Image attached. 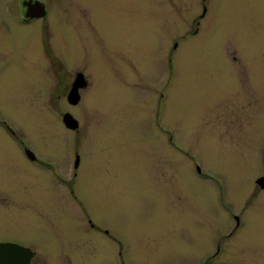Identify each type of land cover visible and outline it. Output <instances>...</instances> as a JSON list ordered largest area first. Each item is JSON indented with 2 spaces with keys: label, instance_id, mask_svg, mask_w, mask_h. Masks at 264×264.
<instances>
[{
  "label": "rangeland",
  "instance_id": "1",
  "mask_svg": "<svg viewBox=\"0 0 264 264\" xmlns=\"http://www.w3.org/2000/svg\"><path fill=\"white\" fill-rule=\"evenodd\" d=\"M46 1L40 27L0 0V241L33 264H264V0H210L198 35L201 0Z\"/></svg>",
  "mask_w": 264,
  "mask_h": 264
},
{
  "label": "flooded vegetation",
  "instance_id": "2",
  "mask_svg": "<svg viewBox=\"0 0 264 264\" xmlns=\"http://www.w3.org/2000/svg\"><path fill=\"white\" fill-rule=\"evenodd\" d=\"M12 3H17L21 10V22H23V24L25 25H33L34 23H40V27L47 25L50 16V12H49V7H48V3L46 0H9ZM210 6H211V1L210 0H201V13H200V17L195 21V23H193L195 25V27L192 30V34L193 35H198L201 32V22L205 19V17L208 16V14L210 13ZM0 28L7 30L9 29L7 23L3 20H0ZM65 63L62 67V72H65ZM61 67V64H60ZM81 73H77L76 75L78 76ZM64 76V75H63ZM62 76V78H63ZM72 90V89H71ZM71 92V91H70ZM70 94V93H69ZM69 102V100H68ZM70 103V102H69ZM71 104V103H70ZM70 104H67L68 106H71ZM64 113H69V111H64ZM71 114V113H70ZM0 126L7 131L11 137H15V132L13 131V128H11L10 125H8L5 121H2V119H0ZM158 129L166 134L168 136L169 139V144L175 149L176 148V142L173 138L172 132L169 130H165L162 128V126L160 124H157ZM17 139V138H14ZM20 142V150H21V154H23L27 160H29L30 162L38 165L39 167L45 169V168H50V164L45 163V161H43V159L40 157V155H38V153H36L35 151H33V149H31L30 146H28L25 142L23 141H19ZM32 151L33 155H29L28 152ZM79 167V166H78ZM78 167H76L75 169H78ZM47 169V170H48ZM198 169V173L201 174L199 167ZM46 170V169H45ZM264 181V177H261L260 179L257 180L258 185H260V181ZM261 186V185H260ZM261 189L264 190V188ZM222 207L223 209L227 212L229 217H232L236 223V228H239L241 226V224H243L244 221V215L246 210H244V208L240 211L241 214H238V211H233V210H228V206L224 203L225 199L224 196L222 194ZM84 211V215L87 217L88 223L89 225H93V220L92 217L90 216V214L87 212L86 209L83 210ZM243 212V214H242ZM244 218V219H243ZM93 230H97V228H95L94 226L91 227ZM106 228L98 229V233H100L101 235L104 236H110L109 231H106ZM236 231V229H235ZM235 231H233V233H231L230 235L226 236V239H229L230 237H232V235L235 233ZM2 243H13L15 244L16 242H12V241H0V244ZM19 245V244H18ZM33 253L34 256L30 262V264H33V261L37 258L36 256V251L30 249ZM220 255L223 254L221 251L218 252Z\"/></svg>",
  "mask_w": 264,
  "mask_h": 264
},
{
  "label": "water",
  "instance_id": "3",
  "mask_svg": "<svg viewBox=\"0 0 264 264\" xmlns=\"http://www.w3.org/2000/svg\"><path fill=\"white\" fill-rule=\"evenodd\" d=\"M87 82L82 74H79L73 84L72 90L69 94L68 100L71 104L76 105L81 100L79 90L85 88ZM65 126L69 129L75 130L79 127V122L71 115L66 114L63 117ZM30 155V154H29ZM80 163V157L76 159L75 166L78 167ZM264 188V181L259 183ZM34 253L20 245L16 244H0V264H30Z\"/></svg>",
  "mask_w": 264,
  "mask_h": 264
}]
</instances>
